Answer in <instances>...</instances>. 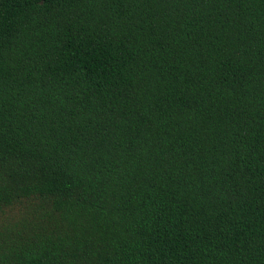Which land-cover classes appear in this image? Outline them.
Returning <instances> with one entry per match:
<instances>
[{
	"label": "trees",
	"instance_id": "16d2710c",
	"mask_svg": "<svg viewBox=\"0 0 264 264\" xmlns=\"http://www.w3.org/2000/svg\"><path fill=\"white\" fill-rule=\"evenodd\" d=\"M0 264H264V0H0Z\"/></svg>",
	"mask_w": 264,
	"mask_h": 264
}]
</instances>
